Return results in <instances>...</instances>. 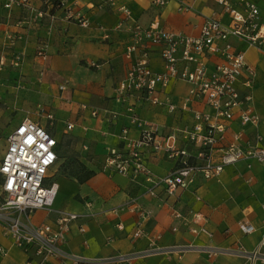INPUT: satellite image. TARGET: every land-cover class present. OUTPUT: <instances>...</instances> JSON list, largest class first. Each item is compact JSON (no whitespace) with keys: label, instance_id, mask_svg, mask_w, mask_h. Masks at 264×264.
<instances>
[{"label":"crops","instance_id":"crops-1","mask_svg":"<svg viewBox=\"0 0 264 264\" xmlns=\"http://www.w3.org/2000/svg\"><path fill=\"white\" fill-rule=\"evenodd\" d=\"M5 1L0 0V21L3 23L0 26V63H5L0 71V79L3 80L0 98L7 99L10 94L7 100L17 103L18 94L14 93L19 90L21 82L16 78L9 79V76L25 75L23 84L30 91L38 92L43 103L57 108L59 114L67 117L68 123H74V128L80 129L83 148L89 156L88 160H83L84 165L95 172L83 183L66 177L56 179L59 189L54 210H37L31 221L34 224L50 223L57 211L82 215V219L72 224L62 245L66 252L84 259L79 264L132 254L137 257L126 264H264L263 261L248 259V254L257 250L264 239V166L258 161L249 159L229 165L214 179L199 176L194 186L178 191L174 198H167L163 188L157 190L158 197H151L149 184L143 177L134 180L104 169L107 148L123 146L119 139L123 128L129 127L132 137L139 136V129L127 116V104L119 103L115 97V87L126 77L131 63L125 53L132 43L126 26L130 22L116 30L124 22L122 12L111 6L88 8L101 0H72L80 4L81 13L89 18L90 26L83 28L73 21H66L64 12L55 10L57 20L54 30L48 34V18L39 25L34 24L22 8L5 9ZM248 1L258 5L264 23V0ZM187 2L192 7L188 12L179 10L176 1L160 9L151 5L150 0H117L118 4L128 6L133 19L142 25L148 26L156 20L166 29L188 36L199 35L206 17L230 23L228 14L217 0ZM230 2L238 10L244 9L242 0ZM32 3L37 9L45 8L42 0H32ZM8 32L19 33L22 39L10 43ZM40 43L47 45L46 60L36 56ZM230 43L245 52L248 65L256 71L248 93L252 96L251 108L260 117V122L256 127H245L243 141L254 142L259 137L264 145V52L236 38H231ZM160 51L159 46H152L149 50V64L156 72L164 68ZM16 53L24 57L23 65L17 69L10 64ZM215 61L216 58H210V64ZM245 77L246 73L241 80ZM61 85L65 86L64 90L60 89ZM189 89L188 83L178 80L164 93L181 102L189 95ZM193 108L201 110L203 106L194 104ZM137 109L141 117L152 121L162 134L192 123L188 112L169 114L147 104L139 105ZM94 112L100 117L94 116ZM241 128L238 121L233 122L226 142ZM147 163L157 177L166 175L173 166L163 156L151 155ZM140 209L152 210L153 217L143 224L149 236L134 238ZM174 209L186 216V222L173 217ZM190 210L206 218L204 223L212 233L211 237L190 231L197 226L191 219ZM240 224L251 225L254 231L246 234ZM82 225L84 232L79 229ZM174 227L178 230L173 231ZM155 236H160L157 244L161 247L191 243L197 247L216 248L219 252L215 256L196 250L181 255L145 254L151 238ZM0 248L4 250L0 252V264H28L32 258V254L14 244L3 228H0ZM48 264L60 262L50 259Z\"/></svg>","mask_w":264,"mask_h":264},{"label":"built area","instance_id":"built-area-1","mask_svg":"<svg viewBox=\"0 0 264 264\" xmlns=\"http://www.w3.org/2000/svg\"><path fill=\"white\" fill-rule=\"evenodd\" d=\"M44 9H37L32 0H6L4 8L11 11L14 7L26 11L29 21L39 25L47 18L48 34L54 30L57 20L55 10L64 12L66 21H73L83 28L90 26V20L83 15L80 4L72 0H42ZM176 1L179 10L190 11L187 0H150L151 5L164 8ZM228 14L229 24L216 17H206L198 36H188L166 29L160 22L153 21L144 26L132 17V12L125 4L117 0H101L99 4L88 6L89 9L116 7L124 15L116 30H121L124 23L131 33L132 43L126 48V57L130 67L126 77L115 87L116 100L127 104V116L139 129V136L132 137L129 127L123 128L119 139L122 147L109 146L104 161V169L112 170L134 180L143 177L149 184L148 194L158 197L157 190L163 188L167 198L176 197L178 191H185L195 185L199 176L214 179L223 173L229 165L243 160H256L264 166V145L261 138L254 142L243 141L247 126H258L260 117L251 108L252 96L248 91L256 78V71L247 63L246 54L230 43L231 38L245 42L264 52V23L258 5L242 0L244 9L234 8L230 0H217ZM3 23L0 21V26ZM10 43L22 39L19 33H7ZM159 46L164 68L154 71L149 64L150 48ZM141 51V52H140ZM140 52V54H139ZM139 54V55H138ZM137 55V57H136ZM36 56L47 59V45L40 43ZM135 56V57H134ZM216 58L210 64V58ZM24 57L16 53L11 58V66L20 68ZM5 66L0 63V71ZM94 66L99 67L98 64ZM246 73L244 80L241 77ZM182 80L190 85L189 95L177 102L165 90L175 81ZM3 83L0 79V90ZM61 90L65 86H60ZM147 104L161 108L169 114L178 111L191 114L192 123L172 133L162 134L154 123L141 117L137 106ZM194 104L202 105L201 110L194 109ZM94 116L100 117L97 112ZM54 119L52 114L48 115ZM103 119H105L103 117ZM238 121L242 127L227 141V132L231 124ZM74 123H68L73 129ZM59 140L43 124L26 118L19 122L7 138V146L0 160V228H3L14 244L32 254L28 264H48L56 259L60 264H79L84 261L66 252L62 245L70 232L72 224L82 219L74 212L57 211L54 221L34 224L31 219L37 210H54L58 194V184L53 180V168L59 159ZM163 156L172 162L171 170L164 176L153 174L147 161L149 156ZM191 219L196 227L190 228L195 234L212 233L205 225L206 218L190 210ZM139 220L134 231V238L149 236L143 224L153 217L150 209L139 210ZM173 217L186 222V216L177 209ZM188 223V222H187ZM122 229L123 225H119ZM241 230L248 234L254 227L240 224ZM81 232L85 227L79 226ZM173 231L178 229L174 227ZM160 236L151 238L145 254H183L190 250L218 254V249L197 247L191 243L161 247L157 244ZM0 252H4L0 248ZM137 255H118L95 260L92 264H126ZM252 262H264V239L259 248L248 254Z\"/></svg>","mask_w":264,"mask_h":264},{"label":"rangeland","instance_id":"rangeland-1","mask_svg":"<svg viewBox=\"0 0 264 264\" xmlns=\"http://www.w3.org/2000/svg\"><path fill=\"white\" fill-rule=\"evenodd\" d=\"M24 76L19 74L9 76V79L16 78L21 82L19 90L14 93L15 95L18 94L19 101L17 103H11L7 100L8 97L10 98V94L7 95V99L0 98V160L6 149L8 136L19 122L30 118L43 124L60 142L58 147L59 159L52 170L53 180L63 177L75 179V177L80 176L79 165H84L83 160L89 159L88 151L83 148L80 129H68L67 117L59 114V110L54 106L43 103L39 99L38 92L30 91L26 84H23L26 82L23 79ZM7 93L9 92L7 91ZM50 114L54 116V119L48 117ZM2 201L3 196L0 195V204Z\"/></svg>","mask_w":264,"mask_h":264},{"label":"trees","instance_id":"trees-1","mask_svg":"<svg viewBox=\"0 0 264 264\" xmlns=\"http://www.w3.org/2000/svg\"><path fill=\"white\" fill-rule=\"evenodd\" d=\"M60 143V142H59ZM59 147V146H58ZM79 173L80 176L75 177V179L77 181H79L80 183H83L85 181H87L88 179H90L92 176L95 175V172L93 170H89L85 165L80 164L79 165Z\"/></svg>","mask_w":264,"mask_h":264}]
</instances>
